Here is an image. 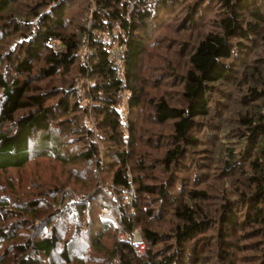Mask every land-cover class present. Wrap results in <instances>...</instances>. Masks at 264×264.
<instances>
[{
  "label": "trees",
  "instance_id": "trees-1",
  "mask_svg": "<svg viewBox=\"0 0 264 264\" xmlns=\"http://www.w3.org/2000/svg\"><path fill=\"white\" fill-rule=\"evenodd\" d=\"M78 1L0 0V264H206L209 257L210 264H233L241 239L252 237L245 247L261 252L257 264H264V0H203L217 2L216 30L188 56L180 105L165 92L147 95L139 73L173 10L183 3L202 16L201 0H130L131 7L82 0L74 12ZM195 14L186 25H196ZM121 44L124 81L110 55ZM223 82L237 87L235 102L224 100L225 117L217 101L229 91L215 87ZM149 122L166 128L160 137L167 147L157 158L163 171L183 172L200 133L216 135L217 179L242 175V190L222 196L233 190L222 188V198L211 200L215 184L200 180L205 167L194 158L196 187L171 204L179 178L149 185L145 171L155 165L144 154L132 159ZM211 127L218 131L210 134ZM48 159L82 182L96 179L92 193L65 190L59 175L38 168ZM31 163L28 180L22 170ZM149 196L169 202L177 219L170 231L152 227ZM104 209L113 220L102 217ZM136 229L140 255L131 246Z\"/></svg>",
  "mask_w": 264,
  "mask_h": 264
},
{
  "label": "rangeland",
  "instance_id": "rangeland-1",
  "mask_svg": "<svg viewBox=\"0 0 264 264\" xmlns=\"http://www.w3.org/2000/svg\"><path fill=\"white\" fill-rule=\"evenodd\" d=\"M190 2L194 3L198 2V0H189L188 3ZM81 4L82 0H79L76 8L72 11L77 12L78 10H80ZM216 4L217 2L208 4L207 2H203V0H201L200 5L203 9L202 12H204V14H202L201 16L199 14L196 15L195 13H189V11H191L192 9L187 6L181 7L183 5L182 3L179 5L181 9H179V6L176 7V9L173 10V13L169 16L167 21L168 26L163 27L156 32L159 33L156 38L157 43L155 44V47L151 49L144 57L145 59L142 65L143 68L139 73L141 79L140 82L142 85H144V90L146 91L147 95H154L165 92L167 94L166 97L168 98L170 103H174L177 105L181 104V82L183 79V72L188 66V56L200 41L201 37H203L209 31L216 30V24H213V21L216 20L217 17V8H215ZM187 14L190 16H194L195 14V20H197L196 25L185 24L186 20H184V18ZM252 58L253 54L251 52V54H249L247 58L243 59V61L248 63L249 61H252ZM42 82H38L39 86L37 87H40L42 84H44ZM226 83L229 84L225 85ZM42 87L44 88L45 86L42 85L40 88ZM215 87L217 88V92L218 90H222L224 91V93L225 90L229 91L228 93L223 94V97H220V95H218L219 101H217L218 103L221 102L224 104L225 108L223 117H225L231 112L227 111L226 107L228 104L224 103V100L229 99L228 103L235 102V99L237 97V87H235V85H232V83L230 82H223L221 84H218V86L215 85ZM120 97L121 99H123L122 104H124L126 95L123 91ZM220 100H222L223 102ZM199 121L208 122L209 120L203 118L202 120L199 119ZM212 121L214 122V120ZM160 127V125H154L150 122L143 125V127L139 131L138 136L140 140L143 141L144 145L141 144L140 148L137 147V149L132 153V159H138L141 154H144L146 155L145 158L147 160V165H155L156 169H154L155 167H148L145 171V175L147 178H144L146 179V181L144 182L149 185L155 186L160 181H165V183H168L169 180L173 181L176 177L179 178V183L177 184L178 186L176 188L178 194L176 196L174 195V198L170 194V196L167 198L171 204L176 202L175 200L177 198L183 199V193L185 190H187V188L191 186L196 187L195 183L191 182V176L189 178V175L191 173L189 169L193 165L194 158L202 163L201 167H205L206 173L201 176L200 180L206 178V181H208L209 184H215V190L211 191V200L217 201L216 198L220 199L222 198V196L226 195L235 197L237 191L242 190V175L235 176L232 179L231 183L227 182V180L225 179H217L220 176L217 174V167L219 164L214 165V161L216 160L212 157V154H220V145L216 141V135L208 136L207 133H200V145L195 149L188 150V155H190V157L185 162V170L183 172L180 171L183 168L181 166H175L168 172L163 171L161 169V167L163 166L159 164V159L157 160V158L162 157L163 149L167 147L168 142L166 143L165 138L160 137L161 134H164L166 128L160 129ZM217 131V129L211 127L210 134H214ZM233 144L234 140L232 139L227 145L232 146ZM222 146H224V144H222ZM108 148L109 144L106 143L105 149ZM102 160L108 162L109 160H111V155L102 154ZM54 164L57 163H53L51 159H48V161H45L44 164L42 163V165L38 166V168L44 170V172L46 171L47 173H50L51 175H59V178L62 181L61 184L63 185L65 190H67L72 195H75L74 193L82 192H86L89 194L92 193L94 189L93 186L96 183V179L93 182L90 181L89 183H87L88 181L82 182L81 178L80 180L76 178V173L73 172L74 175H69L71 173L70 168L67 170V172H65V169L64 171H60L57 166L54 167ZM209 164L212 165L210 166ZM33 165L36 164H28V166L22 170L25 174L28 175V180L33 176V170L35 169V166ZM93 168H91V171H93ZM211 170H214L216 172V176L214 177V179L217 180L216 182L212 179L213 171ZM103 175V180L107 181V174L105 173ZM172 177L173 179H171ZM95 178H98V176H96ZM44 183H48V181L45 180ZM99 186H101V184ZM222 188H231L233 190L231 192H227L226 194L223 193V195L221 196V193H219V191ZM149 202L151 204V208H153V210H155V213L157 214L156 222L151 223L152 227L162 232H166L168 230L170 231V229L177 222V219L170 214L169 207L171 206L168 205L169 202L167 203L164 199L159 200V198L154 196H149ZM133 232L139 233L138 229L134 230ZM255 239L256 237L248 238V240L241 239L240 243L242 244V250H239V252L235 254V258L232 259L233 264H250L249 261L244 260V258H247L248 255L252 256V258L255 260L256 257L254 256L259 255L255 260V264H257V261H259L261 257V252H257L256 249L254 251L248 249L250 246L249 243H251ZM245 246H247L248 248H246ZM211 248H213V245L211 246ZM209 258L206 264H210Z\"/></svg>",
  "mask_w": 264,
  "mask_h": 264
},
{
  "label": "built area",
  "instance_id": "built-area-1",
  "mask_svg": "<svg viewBox=\"0 0 264 264\" xmlns=\"http://www.w3.org/2000/svg\"><path fill=\"white\" fill-rule=\"evenodd\" d=\"M126 6L131 7L132 3L130 0H126ZM50 45H53L52 43H49ZM123 51H124V45H118L116 48L111 52V57L112 59L115 60V68H116V75L121 81L125 80V75H123V70H124V59H123ZM102 217L106 219H112L113 216L111 212L108 210L104 209L102 211ZM120 232V231H118ZM120 234V233H118ZM131 246L132 250L135 252V254L140 255L143 253V248H144V241L142 240V237L139 233L133 232L131 234Z\"/></svg>",
  "mask_w": 264,
  "mask_h": 264
}]
</instances>
